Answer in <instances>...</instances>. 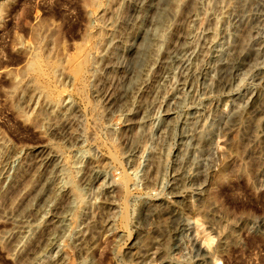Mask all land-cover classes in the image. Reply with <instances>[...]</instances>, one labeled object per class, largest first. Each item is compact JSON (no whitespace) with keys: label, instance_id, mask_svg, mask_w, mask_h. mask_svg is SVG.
<instances>
[{"label":"rangeland","instance_id":"obj_1","mask_svg":"<svg viewBox=\"0 0 264 264\" xmlns=\"http://www.w3.org/2000/svg\"><path fill=\"white\" fill-rule=\"evenodd\" d=\"M132 1L0 0V154L32 155L31 174L51 150L91 169L73 216L53 217L22 263L0 222V264H264V0H200L211 19L189 21L187 63L141 98L129 131L134 86L117 66L88 77L94 42ZM90 39L94 65L77 84L64 66ZM51 102L72 110L65 136L37 127Z\"/></svg>","mask_w":264,"mask_h":264},{"label":"bare ground","instance_id":"obj_2","mask_svg":"<svg viewBox=\"0 0 264 264\" xmlns=\"http://www.w3.org/2000/svg\"><path fill=\"white\" fill-rule=\"evenodd\" d=\"M199 1L180 0L173 3L171 0H142L139 4L132 1V14L123 16L124 8H120L104 28L108 34L94 42L101 46V55L95 63L94 74L88 77V83H96L102 73L117 66L122 74L119 83L135 88L130 92L135 100L124 112L125 127L129 131L138 123L139 111L144 105L141 98L150 94L155 84L173 66L177 64L182 67L187 63L185 54L193 47V37L187 29L189 23L205 24L211 19V8L198 12ZM123 23L130 27L119 31ZM238 42H242V39ZM94 43L90 39L66 61L64 67L77 84L86 81V71L94 65L88 57ZM58 68L59 65L54 64L53 69L57 71ZM121 95L119 93L112 101H118ZM51 103L48 106L50 111L43 112L37 127L44 130L46 136H65L70 133L72 110L69 104L62 106L58 102ZM35 167L36 161L32 155L23 158L9 151L0 154V222L12 225L6 233V241L11 244L10 253L20 254L18 262L21 263L42 248L53 217L61 213L73 216L82 201L80 185L89 180L91 172L90 166L81 172L79 163L76 167L79 173L74 171L67 158L56 150L47 153L42 160V169L31 174ZM54 196L63 198L54 202ZM28 239H32L31 249L25 248L24 243ZM62 242L64 238L61 241L62 252L67 254L66 244ZM67 261V257H64L63 262Z\"/></svg>","mask_w":264,"mask_h":264}]
</instances>
